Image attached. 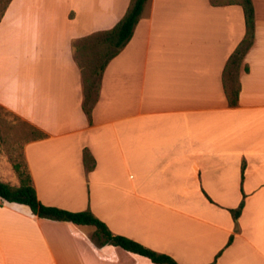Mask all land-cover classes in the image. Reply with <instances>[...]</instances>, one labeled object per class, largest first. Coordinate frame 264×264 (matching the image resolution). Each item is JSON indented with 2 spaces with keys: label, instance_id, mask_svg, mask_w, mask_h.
<instances>
[{
  "label": "crops",
  "instance_id": "crops-1",
  "mask_svg": "<svg viewBox=\"0 0 264 264\" xmlns=\"http://www.w3.org/2000/svg\"><path fill=\"white\" fill-rule=\"evenodd\" d=\"M131 1L11 0L0 21V105L46 134L24 145L40 201L91 209L180 264H264V0H252L238 105L224 70L246 35L240 0H149L90 120L73 44L115 27ZM2 163L0 180L19 185ZM71 225L88 226L0 198V264H136Z\"/></svg>",
  "mask_w": 264,
  "mask_h": 264
},
{
  "label": "trees",
  "instance_id": "trees-1",
  "mask_svg": "<svg viewBox=\"0 0 264 264\" xmlns=\"http://www.w3.org/2000/svg\"><path fill=\"white\" fill-rule=\"evenodd\" d=\"M11 0H0V21ZM149 0H132L125 16L118 24L109 30L95 32L89 36L80 38L74 42V55L82 68L84 80V101L83 108L89 119L92 120V111L99 99L100 86L103 73L109 61L115 57L126 46L134 35L135 28L143 16ZM216 3L215 0H213ZM244 8L246 18V35L230 56L224 70L225 90L230 105L239 104L241 92V71H248L249 66L244 59L255 41V7L252 0H240ZM96 52L97 60L94 59L85 65L79 57L80 52ZM0 109L2 106L0 105ZM30 127L28 141L37 140L46 136L39 128L25 122ZM25 157V156H24ZM84 160L87 168L92 170L95 167V158L92 153L85 149ZM13 167L19 177L20 184L12 185L0 180V198L9 202L28 206L32 212L43 218H51L61 221H70L76 224L93 225L96 227V234L101 245L111 244L122 247L130 252L148 257L157 264H180L173 256L158 252L145 246L139 241L128 236L115 234L109 226L92 212L91 209L82 211H71L57 206H50L42 203L38 197L26 159L22 161L13 160ZM245 197L241 203L230 208L235 222L239 219L245 207ZM234 239L232 235L227 244L230 245ZM222 251L218 254L220 256ZM217 256V257H218Z\"/></svg>",
  "mask_w": 264,
  "mask_h": 264
},
{
  "label": "rangeland",
  "instance_id": "rangeland-1",
  "mask_svg": "<svg viewBox=\"0 0 264 264\" xmlns=\"http://www.w3.org/2000/svg\"><path fill=\"white\" fill-rule=\"evenodd\" d=\"M97 53L88 51H83L79 53L80 60L87 65L92 60H97ZM30 127L14 112L7 110L2 107L0 109V159L3 160L2 168L4 171L13 169V160L22 161L24 160V145L29 139ZM15 170V169H14ZM12 181V177H11ZM71 230L75 234H80L84 236L83 233H90L92 238H94L97 243L98 237L96 234L95 227L88 226H79L71 225ZM123 252H126L130 256H135L136 264H155L149 258L135 255L124 249Z\"/></svg>",
  "mask_w": 264,
  "mask_h": 264
}]
</instances>
